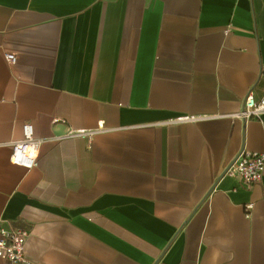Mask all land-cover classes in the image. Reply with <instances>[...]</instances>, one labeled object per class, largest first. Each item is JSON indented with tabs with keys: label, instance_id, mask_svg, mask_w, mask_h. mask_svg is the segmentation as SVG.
<instances>
[{
	"label": "crops",
	"instance_id": "0c3cea01",
	"mask_svg": "<svg viewBox=\"0 0 264 264\" xmlns=\"http://www.w3.org/2000/svg\"><path fill=\"white\" fill-rule=\"evenodd\" d=\"M263 72L264 0H0V238L30 232L31 264H264V174H224L264 154V115L228 117Z\"/></svg>",
	"mask_w": 264,
	"mask_h": 264
},
{
	"label": "built area",
	"instance_id": "2783aa9c",
	"mask_svg": "<svg viewBox=\"0 0 264 264\" xmlns=\"http://www.w3.org/2000/svg\"><path fill=\"white\" fill-rule=\"evenodd\" d=\"M5 59L10 64L16 63V57L13 54H6ZM264 73V72H263ZM264 115V98L257 101L254 99L252 91H249L244 99L242 108L228 117L232 121L246 122L252 119H260ZM212 116H182L174 119L173 123H194L200 120H208ZM62 120H54V123H61ZM101 124L93 130H67L65 133L53 137L52 140L60 141L70 138H91L104 132ZM45 139L35 135L34 127L30 122L22 126V138L11 143L10 160L14 165L24 168L36 167L38 155L44 144ZM264 174V154L241 150L234 161L226 168L225 175L232 178H239L245 187L261 182ZM246 216H249L252 210L251 205L244 208ZM31 233L28 231H1L0 238V258L5 264H31L26 258L25 246L30 239Z\"/></svg>",
	"mask_w": 264,
	"mask_h": 264
},
{
	"label": "water",
	"instance_id": "95a60500",
	"mask_svg": "<svg viewBox=\"0 0 264 264\" xmlns=\"http://www.w3.org/2000/svg\"><path fill=\"white\" fill-rule=\"evenodd\" d=\"M225 174V173H224Z\"/></svg>",
	"mask_w": 264,
	"mask_h": 264
}]
</instances>
